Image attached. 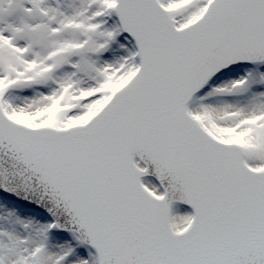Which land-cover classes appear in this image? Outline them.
<instances>
[{
    "label": "snow or ice",
    "instance_id": "snow-or-ice-1",
    "mask_svg": "<svg viewBox=\"0 0 264 264\" xmlns=\"http://www.w3.org/2000/svg\"><path fill=\"white\" fill-rule=\"evenodd\" d=\"M0 264H264V0H0Z\"/></svg>",
    "mask_w": 264,
    "mask_h": 264
}]
</instances>
